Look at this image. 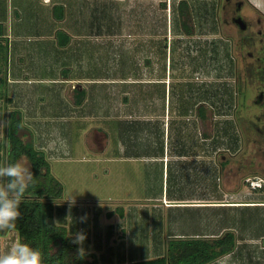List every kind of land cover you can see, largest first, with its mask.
Segmentation results:
<instances>
[{"label":"rangeland","instance_id":"rangeland-1","mask_svg":"<svg viewBox=\"0 0 264 264\" xmlns=\"http://www.w3.org/2000/svg\"><path fill=\"white\" fill-rule=\"evenodd\" d=\"M189 1L193 35L179 26V0H73L76 37L64 49L45 30L43 0H0V28L11 36L7 51L0 34V141L5 119L21 111L19 133L46 152L64 184L66 223L77 212L78 232L81 223L105 224L115 236L111 264L162 253L171 233L224 226L236 228L237 247L212 264H264V189L248 181L264 180V0ZM243 14L254 38L263 31L244 44ZM247 56L263 75L256 82ZM163 187L193 196L178 202L192 207H168ZM17 239L18 230L0 235V253ZM92 240L89 250H99ZM108 246L99 255L108 258Z\"/></svg>","mask_w":264,"mask_h":264},{"label":"trees","instance_id":"trees-1","mask_svg":"<svg viewBox=\"0 0 264 264\" xmlns=\"http://www.w3.org/2000/svg\"><path fill=\"white\" fill-rule=\"evenodd\" d=\"M53 16L63 20L66 16V7L63 4H55L52 7ZM177 16L181 30L187 35H193L196 28L193 22V12L189 0H179L177 5ZM2 35V28H0ZM58 43L66 46L70 36L64 30L57 31ZM7 51H8V40ZM0 45V50L3 49ZM80 103L84 100L85 90H78ZM6 95V94H5ZM0 97L1 94H0ZM7 101L10 98L7 96ZM258 101V100H257ZM203 104L199 106V113H204ZM4 109L0 105V115H4ZM7 120V130L2 141H0L1 164L14 163L22 157L28 159L31 171L34 175V184L26 191L20 211L21 218L17 221V230L20 239L38 248L43 254V264H109L106 255H99L89 250L87 245L74 243L75 234L78 233V225L73 219V224L66 223L64 206L58 204L64 198V184L57 179L51 171V163L46 152L36 146L35 141L25 140L19 133L24 127L22 112L14 110L10 112ZM206 137V136H205ZM230 160L222 161L225 167ZM264 187L257 188L262 190ZM224 207L226 205H216ZM238 209V205H228ZM259 205H246L247 209L253 207L258 209ZM168 207H192L190 205H178ZM123 215V208L119 207ZM112 215V212L108 213ZM234 226H224L215 233H171L169 239L164 243V251L153 257L134 259L129 264H210L221 257L231 253L237 247L238 234ZM8 233V232H6ZM6 233H0L6 234ZM86 234V230H84ZM83 248L80 254L78 249ZM103 259V261L101 260ZM123 264V263H118Z\"/></svg>","mask_w":264,"mask_h":264},{"label":"clouds","instance_id":"clouds-1","mask_svg":"<svg viewBox=\"0 0 264 264\" xmlns=\"http://www.w3.org/2000/svg\"><path fill=\"white\" fill-rule=\"evenodd\" d=\"M34 175L23 160L0 164V233L17 231V221L22 213L20 206ZM83 232L75 234L74 243L82 245ZM83 253V248L78 249ZM0 264H43V254L22 239H17L6 251L0 253Z\"/></svg>","mask_w":264,"mask_h":264},{"label":"crops","instance_id":"crops-1","mask_svg":"<svg viewBox=\"0 0 264 264\" xmlns=\"http://www.w3.org/2000/svg\"><path fill=\"white\" fill-rule=\"evenodd\" d=\"M8 1H12V3L15 1V0H8ZM22 1H26V3L28 4V5H30V4H32L33 3V1L34 0H22ZM44 1V3L45 4H48V6L51 8V12L49 11V14L47 15V18H44V21H43V23H45L46 24V27L48 28V30L47 29H45L46 31H48V32H50V36H51V40L52 39H57V31L59 30V29H61V30H64L65 32H67V34L70 36V41H69V43L67 44V45H69L70 43H71V41L76 37L73 33H72V31H71V27L68 25V21H69V7H71V1H73V0H50L49 2H46L45 0H43ZM9 3V2H8ZM55 4H63L65 7H66V16H65V18L63 19V20H58V19H56L54 16H52L53 15V10H52V7H53V5H55ZM19 6V5H18ZM33 6V5H32ZM50 10V9H49ZM46 20V21H45ZM53 20H58L59 22H60V26L59 25H56V24H54L53 23ZM42 28V27H41ZM3 37L6 39H8V43H9V41H10V39L9 38H11V36H10V33L9 32H5L4 31V29H3ZM12 36H14V34L12 35ZM53 43V42H52ZM57 43H58V39H57ZM47 44V43H46ZM45 44V45H46ZM9 45H10V43H9ZM8 45V46H9ZM58 45H60L59 43H58ZM66 45V46H67ZM66 46H61L60 45V47H58V48H63L64 47V49H65V47ZM54 47V46H53ZM58 48H56V49H58ZM8 49H9V47H8ZM23 58H21V56H20V59H19V61L20 60H22ZM44 62L45 63H47V64H54V62L55 63H57V57H56V60L53 62V60H49V59H47V61H45L44 60ZM65 62V60H62L61 62H59V60H58V63L59 64H62V63H64ZM67 62V61H66ZM18 65V64H17ZM17 70H21V67H19L18 68V66H17ZM164 163V171H166V169L165 168H167V179H168V177H169V173H168V162H163ZM211 170H214L213 169V167H211ZM166 174H164V176H165ZM169 187H167L166 188V190H165V188L163 187V194H162V196L164 197V198H166V199H169V200H171V201H173L172 203L173 204H171V205H168V206H178V205H188V203L187 204H184V203H186V202H183L182 204L181 203H178L179 201H184V200H187V199H194V197L193 196H181V197H177V196H173V197H171V196H169ZM195 198H197V197H195ZM199 198V197H198ZM197 198V199H198ZM124 212V211H123ZM117 213H114V212H112V215H109L110 216V218L112 219L111 221H114V218H115V215H116ZM119 214L122 216V214L119 212ZM72 216H74V218L73 219H75L76 220V223H78V220H77V215H78V213L77 212H72V214H71ZM123 215H124V213H123ZM72 220V219H71ZM86 223V224H85ZM85 223H81V226H83V230H82V232L84 233V230H86V240L83 242V243H85L86 245H87V247L88 248H90L92 245H93V243H92V239H94V242L95 241H100L101 242V244L98 246L97 244V246H96V248H99V250H96L95 252L97 253V254H100V253H105L104 251H105V249L104 248H106L108 245H109V243L115 238V236L114 235H112V233H111V230L109 231V229H107V227L106 228H104L105 226H103V225H105V224H103L102 225V223L99 221H97V220H95V223H93V225L95 226L94 227V229H92L91 227H89V223H87V222H85ZM99 223H101V224H99ZM108 223H113V222H108ZM84 225H86L87 227H86V229L84 228ZM100 225V226H99ZM79 226V225H78ZM103 226V227H102ZM78 229H79V227H78ZM78 231V230H77ZM93 235H94V238H91V237H93ZM100 248H101V250H100ZM108 248L110 249V247L108 246ZM111 250V252H110V254L108 255L109 257L107 258L106 257V260L108 261V263L109 264H111V262H113V255H114V250L112 251V248L110 249ZM112 253V254H111ZM232 253V252H231ZM230 254V253H229ZM229 254H227V255H229ZM227 255H225V256H227ZM224 257V256H223ZM102 261H103V259H101ZM138 260V259H137ZM119 263H123V264H129L127 261H118ZM130 262V261H129ZM132 262V261H131ZM118 264V263H117ZM210 264H212V263H210Z\"/></svg>","mask_w":264,"mask_h":264},{"label":"flooded vegetation","instance_id":"flooded-vegetation-1","mask_svg":"<svg viewBox=\"0 0 264 264\" xmlns=\"http://www.w3.org/2000/svg\"><path fill=\"white\" fill-rule=\"evenodd\" d=\"M241 7H242V4H241ZM243 17L244 18H246L245 17V15L243 14ZM232 20H233V22L240 28V29H242V27H240L239 25H238V23L236 22V20L232 17ZM246 20H247V24H245V26H243V28L244 29H242L243 31H244V35L242 36V38H240L241 40H242V42H243V44H244V41L246 40V39H248V38H252L254 41H255V39L257 38V36H258V38H259V35H260V32L262 33L263 31H261L259 28H257L256 30H255V33H256V36H255V38H254V36L252 35L253 34V32H251L250 33V29H251V27H250V22L248 21V19L246 18ZM260 18H258V22L260 23ZM248 29L250 30V31H248ZM263 29V28H262ZM245 35H247L248 37H246ZM250 38V39H251ZM250 41V40H249ZM248 41V42H249ZM251 45H253V44H251L250 43V46ZM243 48V47H242ZM241 59H242V55H241ZM246 61H248L247 63H249L248 64V66L246 67V72L252 77V79L254 80V82H256L258 79H260V78H262V76L263 75H261V73H259V71H255L254 70V64H253V61H254V58H252V57H249V56H247V60ZM243 80V82H246V81H248V79H242ZM260 95L258 94L257 95V98L259 97ZM257 98H256V100H257ZM260 98V97H259ZM262 104V103H261ZM263 107H264V104H263Z\"/></svg>","mask_w":264,"mask_h":264},{"label":"built area","instance_id":"built-area-1","mask_svg":"<svg viewBox=\"0 0 264 264\" xmlns=\"http://www.w3.org/2000/svg\"><path fill=\"white\" fill-rule=\"evenodd\" d=\"M253 189L261 188L264 186V180L262 178H253L248 180Z\"/></svg>","mask_w":264,"mask_h":264}]
</instances>
